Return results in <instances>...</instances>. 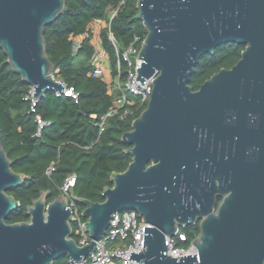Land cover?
I'll use <instances>...</instances> for the list:
<instances>
[{
    "label": "water",
    "instance_id": "1",
    "mask_svg": "<svg viewBox=\"0 0 264 264\" xmlns=\"http://www.w3.org/2000/svg\"><path fill=\"white\" fill-rule=\"evenodd\" d=\"M64 8L65 0H0V50L36 101L65 86L53 75L44 39ZM136 8L146 29L136 80L155 77L146 107L121 136L131 161L110 174L102 202L79 198L70 186L69 198L51 202L41 191L26 208L29 221L6 223L20 205L7 190L27 176L12 171L0 142V264H52L62 256L80 263L124 210L146 224L143 250L128 260L264 264V0H137ZM228 43L244 45L239 60L194 91L199 58ZM210 161L220 190L201 184ZM70 200L84 206V245L72 237ZM198 221L194 252L168 254L166 237Z\"/></svg>",
    "mask_w": 264,
    "mask_h": 264
},
{
    "label": "trees",
    "instance_id": "2",
    "mask_svg": "<svg viewBox=\"0 0 264 264\" xmlns=\"http://www.w3.org/2000/svg\"><path fill=\"white\" fill-rule=\"evenodd\" d=\"M136 2L65 0L63 12L45 27L46 54L54 66L53 75L67 88H73L78 94L77 100L63 94L57 96L49 90L36 101L32 112L31 86L13 72L0 50V142L12 171L27 176L21 187L7 190V194L20 205L7 216L6 223L29 221L26 208L31 201L38 198L41 191H48L46 200L51 202L61 194L60 188L70 175H75V196L102 202L104 187L112 186L110 174L127 168L131 156L124 152L129 146L121 141V136L130 130L132 120L139 116L146 104L134 109V113L124 119L118 116L107 118L102 132H99L98 124L124 89L130 67L122 59V54L135 37L139 39L136 44L139 49L146 36V29L138 18ZM102 22L108 26L100 29L98 39L109 64L110 84L91 76L95 47L91 43L93 33L90 26ZM109 33L115 39L116 48ZM74 39L80 40L77 50L73 47ZM243 49L244 45L228 43L217 46L212 55L203 54L190 78L191 88L197 90L213 73L230 68L239 60ZM131 59L134 60V56ZM37 115L48 123L39 137L35 135ZM50 168L53 170L47 175ZM75 205L79 212L84 209L81 203L75 202ZM72 230V237L78 243L75 223ZM180 233L185 234V240L176 237L175 247L188 249L199 228L182 227ZM52 264L70 262L67 256H62Z\"/></svg>",
    "mask_w": 264,
    "mask_h": 264
},
{
    "label": "built area",
    "instance_id": "3",
    "mask_svg": "<svg viewBox=\"0 0 264 264\" xmlns=\"http://www.w3.org/2000/svg\"><path fill=\"white\" fill-rule=\"evenodd\" d=\"M114 13L115 12L110 15V21L113 18ZM97 25L99 24H91L90 30L92 31V33H95L94 27H96ZM106 26H108L107 23H105V27ZM109 39L111 40L113 46L116 48V42L111 33H109ZM138 41L139 39L135 37L133 42L128 45L125 52L122 54V59L127 62L130 69L127 74L124 89L121 90L120 95L114 99L111 107L106 112V114L100 118V122L98 124L99 132H102L104 130V123L107 118L118 116L119 118L124 119L133 114L134 109L138 110L141 106L147 104L150 98V93L152 92V82L155 75L150 78H145V82L143 84H140V82L136 80L137 69L141 65V59L137 58L138 52L140 50V48L137 49L136 47ZM79 43V39H74V50L78 49ZM91 43L95 47V53L91 58V63L93 65L91 76L100 77L104 79L108 84H110L111 81L109 78V70L104 68L105 62L102 60L103 51L99 44L98 37H95V35H93ZM142 43L143 41L141 42V45ZM133 56L134 60L131 59V57ZM117 69L119 72V62ZM62 94L72 97L75 100H77L78 98V94L73 90V88H67L66 86H64L62 92H56L57 96H60ZM29 96L32 102L31 111L34 112L36 100L33 99L32 89L29 91ZM36 123L37 131L35 135L39 137L42 129L47 126L48 123L44 122L38 115L36 116ZM52 170L53 168H50L47 171V175H49ZM74 185L75 175L68 176L63 186L60 188L61 194L69 198L70 192L67 188L69 186L73 188ZM69 207H71L72 213L75 216V233L79 235L78 244L84 245L89 240L87 233L83 228L85 221L83 220L74 201H69ZM145 226L146 224L141 220V217L135 210H125L119 212L110 222V225L106 232L100 237L99 240L95 242L93 253L89 255L88 258L82 260L80 263L69 262L70 264H140L138 262L128 260V256L131 251L139 252L143 250ZM166 239L168 246L167 253L174 257L183 256L188 253L194 252V248L191 244L188 249L176 248L173 239H169L168 237H166ZM179 239L181 241H184L185 236L179 235Z\"/></svg>",
    "mask_w": 264,
    "mask_h": 264
},
{
    "label": "flooded vegetation",
    "instance_id": "4",
    "mask_svg": "<svg viewBox=\"0 0 264 264\" xmlns=\"http://www.w3.org/2000/svg\"><path fill=\"white\" fill-rule=\"evenodd\" d=\"M215 164H216V162H215ZM215 164H214L213 161H210L208 163L207 172L205 174H203L200 179H201L202 186H205V187H207L209 189H213L214 188V190H220L221 182H220L219 175L215 174V169H216ZM180 190H188V189H186V187L182 186L180 188ZM218 199H219V201H218ZM220 201H221V198L218 197L217 198V205H219ZM193 226H197L199 228V221L197 223H195V224L187 225V226L177 225V230H176L175 235L172 236V237H168V238L174 240L176 237H179V235H184L185 236V234H181L180 233L181 232V228L182 227H193Z\"/></svg>",
    "mask_w": 264,
    "mask_h": 264
},
{
    "label": "rangeland",
    "instance_id": "5",
    "mask_svg": "<svg viewBox=\"0 0 264 264\" xmlns=\"http://www.w3.org/2000/svg\"><path fill=\"white\" fill-rule=\"evenodd\" d=\"M94 27V26H93ZM102 27H105V23L103 22L102 24H99V25H97L96 27H94V32L95 33H93V35H95V37H98V33H99V31H100V29L102 28ZM102 55H103V53H102ZM106 58H105V56L103 55V57H102V60L104 61V62H106L105 64H104V68L105 69H108V67H109V64H108V62L105 60ZM74 224V223H73Z\"/></svg>",
    "mask_w": 264,
    "mask_h": 264
}]
</instances>
